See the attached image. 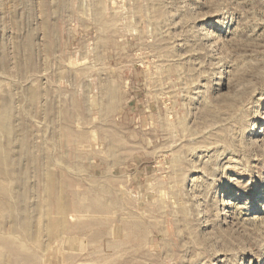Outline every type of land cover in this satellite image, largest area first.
I'll return each mask as SVG.
<instances>
[{
  "label": "rangeland",
  "instance_id": "rangeland-1",
  "mask_svg": "<svg viewBox=\"0 0 264 264\" xmlns=\"http://www.w3.org/2000/svg\"><path fill=\"white\" fill-rule=\"evenodd\" d=\"M0 264H264V0H0Z\"/></svg>",
  "mask_w": 264,
  "mask_h": 264
},
{
  "label": "bare ground",
  "instance_id": "bare-ground-1",
  "mask_svg": "<svg viewBox=\"0 0 264 264\" xmlns=\"http://www.w3.org/2000/svg\"><path fill=\"white\" fill-rule=\"evenodd\" d=\"M63 212H64V211H63ZM61 216H62V215H61ZM107 230H108V229H107ZM103 232H104V231H103ZM110 233H111V232H110ZM99 234H100V233H99ZM100 236H101V235H100ZM100 236H99V237H100ZM106 240H107V239H106Z\"/></svg>",
  "mask_w": 264,
  "mask_h": 264
}]
</instances>
